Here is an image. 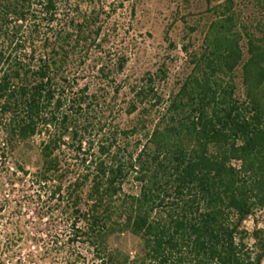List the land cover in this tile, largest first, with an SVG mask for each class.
<instances>
[{
    "label": "trees",
    "instance_id": "obj_1",
    "mask_svg": "<svg viewBox=\"0 0 264 264\" xmlns=\"http://www.w3.org/2000/svg\"><path fill=\"white\" fill-rule=\"evenodd\" d=\"M247 1L252 19L205 0L203 44L166 95L153 73L117 83L130 58L106 0H0V220L55 200L65 264L82 249L91 264H264V0ZM121 94L125 128L106 116ZM19 231L0 262L20 257Z\"/></svg>",
    "mask_w": 264,
    "mask_h": 264
},
{
    "label": "rangeland",
    "instance_id": "obj_2",
    "mask_svg": "<svg viewBox=\"0 0 264 264\" xmlns=\"http://www.w3.org/2000/svg\"><path fill=\"white\" fill-rule=\"evenodd\" d=\"M105 1V0H103ZM110 7L107 19L108 35L111 47L116 50H126L129 63L124 72L116 76L117 83H132L141 79L146 73L158 75L164 93H177L182 82L190 74L192 66L184 48L198 49L202 46L205 27L210 20L207 14L205 0H106ZM238 11L245 18L252 19L255 14L253 5L247 0H235ZM197 28L193 32L191 29ZM92 91H98V83L104 87L106 82L95 80ZM238 93L243 95L241 80H236ZM86 82H82L84 85ZM97 85V86H96ZM105 107L114 106L112 88L107 86ZM103 89V88H101ZM123 94V93H122ZM116 100L115 112L110 108L106 112L108 121L112 125L127 127L132 117L121 112L124 107V97ZM101 95V94H100ZM124 95V94H123ZM104 105V100H103ZM20 215L4 213L0 220V243H4L6 235H14L16 225L20 231L17 236H23L16 244L20 250V257L12 259L5 257L0 264H65L57 254L58 246L66 238L63 234L65 226H69L66 214L56 206L57 202L48 196L41 200L34 199L25 205ZM30 204V206H28ZM18 223V224H17ZM245 226L250 231L253 222L248 221ZM10 230V231H9ZM48 250V251H47ZM88 256L86 262L91 264L90 256L85 249L81 250Z\"/></svg>",
    "mask_w": 264,
    "mask_h": 264
}]
</instances>
